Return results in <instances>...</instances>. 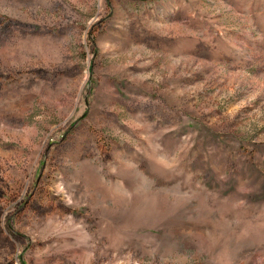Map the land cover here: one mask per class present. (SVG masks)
I'll list each match as a JSON object with an SVG mask.
<instances>
[{
    "label": "rangeland",
    "instance_id": "374dc122",
    "mask_svg": "<svg viewBox=\"0 0 264 264\" xmlns=\"http://www.w3.org/2000/svg\"><path fill=\"white\" fill-rule=\"evenodd\" d=\"M0 264H264V0H0Z\"/></svg>",
    "mask_w": 264,
    "mask_h": 264
}]
</instances>
